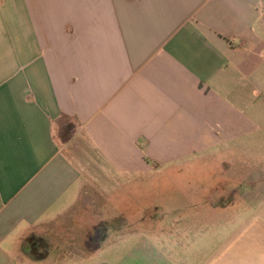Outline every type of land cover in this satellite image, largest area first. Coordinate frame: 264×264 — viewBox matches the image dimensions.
<instances>
[{
    "label": "crops",
    "instance_id": "crops-1",
    "mask_svg": "<svg viewBox=\"0 0 264 264\" xmlns=\"http://www.w3.org/2000/svg\"><path fill=\"white\" fill-rule=\"evenodd\" d=\"M261 100L264 0H0V264H264Z\"/></svg>",
    "mask_w": 264,
    "mask_h": 264
},
{
    "label": "rangeland",
    "instance_id": "rangeland-1",
    "mask_svg": "<svg viewBox=\"0 0 264 264\" xmlns=\"http://www.w3.org/2000/svg\"><path fill=\"white\" fill-rule=\"evenodd\" d=\"M260 105L264 106V102H262ZM255 119L258 120L257 117ZM258 139H260V142L257 143V148H259L260 152H262L264 151V127H262V133L261 131L259 132ZM225 162L228 165L230 163L226 160L225 157L217 158L216 161L203 160V161H199V163L196 164L194 168L197 170H201V169L211 170L217 167L218 169L222 170L223 173V168H224L223 164ZM248 163H249L248 166L254 165L255 161H248ZM195 179L198 180L197 177L194 178L192 176L189 177L187 175L185 176L184 181L183 179L182 181H180L179 177L169 174L161 177L157 176L152 178L151 185H148V183L146 182L145 183L136 182L135 199L136 201H141L147 205H152V210H153L152 215L155 217L164 216V215L175 216V210H176L175 207L182 203L181 190L195 186L196 185ZM201 181L202 180H200V182ZM244 208L245 207L240 209L238 212H240L241 210L243 212L245 210ZM247 210H250V206L249 209L247 208ZM120 237L121 236H119L118 238Z\"/></svg>",
    "mask_w": 264,
    "mask_h": 264
}]
</instances>
